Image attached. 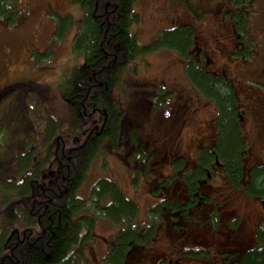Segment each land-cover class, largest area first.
<instances>
[{
  "label": "flooded vegetation",
  "instance_id": "obj_1",
  "mask_svg": "<svg viewBox=\"0 0 264 264\" xmlns=\"http://www.w3.org/2000/svg\"><path fill=\"white\" fill-rule=\"evenodd\" d=\"M171 2L175 6L160 8V31L188 28L187 43L158 49L175 59L166 74L137 79L138 105L131 113L116 100L123 115L94 161L93 184L100 178L115 182L136 208L115 223L99 217L95 225L102 221L112 239L94 243L89 254L96 257L93 248L100 245L96 262L105 264L123 237L118 264H264V0ZM4 54L0 80L18 59ZM215 83L232 92L237 142L224 138ZM6 92L0 85V97ZM95 113L100 111L82 113L90 119L82 136L58 132L55 155L70 154L101 132L108 115ZM232 144L238 148L234 172L224 157ZM112 161L126 172V189ZM66 166L55 169L63 180L60 170ZM84 191L79 196L86 200L90 187ZM109 202L106 195L100 200Z\"/></svg>",
  "mask_w": 264,
  "mask_h": 264
},
{
  "label": "trees",
  "instance_id": "obj_2",
  "mask_svg": "<svg viewBox=\"0 0 264 264\" xmlns=\"http://www.w3.org/2000/svg\"><path fill=\"white\" fill-rule=\"evenodd\" d=\"M135 1L71 0L81 9L75 34L71 38L76 63L63 68L60 81L56 83L59 95L70 105V133L76 130L79 135L86 129L87 124H83L84 109L91 112L97 108L100 114L96 115H100L101 119L108 115L106 124L99 134L93 133L83 147L74 148L70 154L62 155L59 150L55 155L54 148L50 151L57 167L67 164L60 170L66 176L65 180L57 175L53 163L48 167L51 176L42 172L44 176L41 179L39 175L28 179L32 169L40 168L39 173L41 170L40 163L33 160L31 167L29 162L21 166L24 178L20 182L3 186L0 193V264H88L84 246L99 217L107 216L115 223L124 215H132L133 208H136L135 204L125 200L115 182L105 178L98 179L90 187L86 200L78 193L102 145L107 139L114 138L118 120L123 115L119 113L116 100H122L124 108L129 110L138 105L137 95H133L140 88L138 84L131 88L130 97L124 91L127 99L116 97V90L122 91L123 76L130 70L136 73L139 56L156 52L162 46L184 45L190 36L188 28L179 27L177 30L160 31L150 43L141 45L132 30L139 21L134 9ZM21 3L22 0H0V22L4 20L14 24L18 17L27 15V11L21 9ZM57 18L54 33L61 38L74 20L70 14L58 15ZM215 88L216 97L222 103L224 138L226 142L229 138L237 142L232 92L220 83H215ZM237 150L228 148L224 152L228 169L232 172L238 168ZM25 154L27 160L30 159L28 155L31 152ZM22 184L27 187L26 191H19L16 187ZM15 193L19 195L16 200ZM32 193H37L42 199L37 201ZM105 195L110 197L107 205L100 203ZM118 242L119 247L112 248L104 259L105 264L121 261L126 241L122 237Z\"/></svg>",
  "mask_w": 264,
  "mask_h": 264
},
{
  "label": "rangeland",
  "instance_id": "obj_3",
  "mask_svg": "<svg viewBox=\"0 0 264 264\" xmlns=\"http://www.w3.org/2000/svg\"><path fill=\"white\" fill-rule=\"evenodd\" d=\"M167 6H175V3L171 0H137L134 2L139 21L133 25L132 30L141 45L150 43L164 28L160 8ZM21 9H25L28 14L18 17L14 24H9L4 20L0 22V43L3 48L5 47L4 51L0 50V53H5L4 55L12 60L18 57L12 64L9 63V69L6 68L4 72L5 77L3 76L0 80L1 88H4V91L7 89L6 94L0 97V193L3 191V186L20 182L24 178L21 166L29 162L31 167L33 160L40 163L41 175L40 168H34L27 177L28 179L35 175H39L41 179V176H44L42 172L50 175L49 165L53 163V167H57L56 162L52 161L53 155L50 152L55 148L53 139L58 132L63 130L69 132L63 134L66 138H72L75 135V133H70L71 128H69L70 105L61 99L56 83L60 81L59 77L64 71L63 68L72 67L76 63L71 38L75 34L81 9L71 0H22ZM65 14H70L74 23L63 37L57 38L54 33L57 17ZM162 51L148 52L139 56L136 73L129 69L130 71H127L122 78V91L116 90L115 95L118 99H127L124 91L128 97L131 96V88L136 87L137 79L167 73V63L175 57L170 54L166 55ZM2 62L6 64V57ZM119 101L123 103L122 100ZM125 110L131 113L129 109ZM95 116H97L96 113ZM83 124H90V119L85 118ZM33 125L36 127L32 128ZM25 136L28 137L27 144ZM231 149H233V144ZM27 150L31 152L28 160L25 154ZM19 158L20 164L17 161ZM109 159L113 160L110 156ZM114 163L112 161L111 169L117 170L120 175L118 178L120 186L126 189V181L123 179L126 172L118 169ZM89 170L86 180L78 190V193L83 196L86 195L84 190L96 181L97 163L91 165ZM48 180L50 181V177ZM24 185L16 187L19 191H26L27 187ZM32 195L37 198V201L42 199L37 193H32ZM15 196L16 200L19 195ZM104 226L99 220L91 231L89 241L84 246V255L87 258L90 256L92 264L94 262L97 264L96 257L101 253L102 247L98 245L96 249L93 248L94 254L97 253L94 257L89 254L90 246L94 243L96 245L101 243V246L106 245L105 240L112 239V236L111 239L108 237L113 231L109 233Z\"/></svg>",
  "mask_w": 264,
  "mask_h": 264
}]
</instances>
